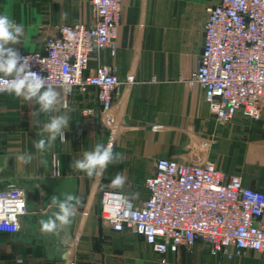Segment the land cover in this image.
Returning <instances> with one entry per match:
<instances>
[{"label": "crops", "instance_id": "obj_1", "mask_svg": "<svg viewBox=\"0 0 264 264\" xmlns=\"http://www.w3.org/2000/svg\"><path fill=\"white\" fill-rule=\"evenodd\" d=\"M221 0H121L122 19L109 50L94 53L89 70L107 65L117 70L122 85L111 117L101 114L97 89L66 95L70 125L64 142L41 153L34 141L47 116L34 120L33 105L22 98L0 94V189L15 185L26 194L27 213L16 233L0 231V264H264V254L235 253L215 256L205 243L192 251L181 247L168 253L166 263L130 230L113 231L100 218L101 193L118 190L139 206L147 197L146 179L158 159L203 165L212 162L229 175H239L246 188L264 193V110L259 121L238 114L231 122L217 121L201 85L191 82L202 54L206 9ZM7 14L25 28L21 52L43 51L46 41L62 25L93 24L91 0H0ZM63 114V104L59 106ZM92 110V114L86 111ZM113 144L122 154L103 176H87L71 167L97 143ZM31 156L24 163L19 157ZM120 174L123 186H113ZM48 178L78 179L76 213L68 227L72 242L64 246L65 232L42 230L39 221L56 211L53 197L46 196L42 182ZM74 200V203H75ZM72 251V259L65 258Z\"/></svg>", "mask_w": 264, "mask_h": 264}, {"label": "built area", "instance_id": "obj_2", "mask_svg": "<svg viewBox=\"0 0 264 264\" xmlns=\"http://www.w3.org/2000/svg\"><path fill=\"white\" fill-rule=\"evenodd\" d=\"M91 5L93 24L62 25L43 51L20 55L66 95L96 88L100 112L109 118L122 81L116 68L89 70L88 64L97 51L115 55L122 3L91 0ZM206 14L202 54L190 81L201 85L217 121L231 122L238 114L259 121L264 110V0H221ZM145 186L148 197L139 206L118 190L104 189L99 215L115 232L142 236L161 263L168 253L181 247L192 251L200 242L215 256H231L230 249L264 254V193L246 188L241 176L229 175L212 162L193 165L161 158ZM26 213L23 189H0L1 232L19 231Z\"/></svg>", "mask_w": 264, "mask_h": 264}, {"label": "clouds", "instance_id": "obj_3", "mask_svg": "<svg viewBox=\"0 0 264 264\" xmlns=\"http://www.w3.org/2000/svg\"><path fill=\"white\" fill-rule=\"evenodd\" d=\"M26 35L22 24L15 22L7 14H0V94L13 95L22 98L25 102H31L38 108H33L31 116L38 118L41 114L47 116L46 122L42 124L41 139L34 141V146L38 152H45L54 146L57 138L61 142L65 140V130L69 128L70 115L68 106L62 101L60 92L47 82V78L32 71L28 57H22L17 49L12 45L21 44V38ZM63 104L65 109L63 114L59 113V106ZM19 159L27 163L32 157L22 156ZM123 156L119 152L113 151V144L97 143L90 151H85L81 159L73 161L71 167L82 171L87 176H103L110 164L119 163ZM125 177L117 174L112 180L113 186H123ZM75 196L68 195L63 199L53 198L50 207L56 211L48 219L39 221L41 228L46 233H53L59 227L71 223L76 213Z\"/></svg>", "mask_w": 264, "mask_h": 264}, {"label": "water", "instance_id": "obj_4", "mask_svg": "<svg viewBox=\"0 0 264 264\" xmlns=\"http://www.w3.org/2000/svg\"><path fill=\"white\" fill-rule=\"evenodd\" d=\"M78 179L76 178H48L42 182V187L46 196L63 199L68 195H78ZM65 236L63 239L64 246H68L72 242V232L68 225L62 226ZM72 251L67 252L65 258L71 257Z\"/></svg>", "mask_w": 264, "mask_h": 264}]
</instances>
